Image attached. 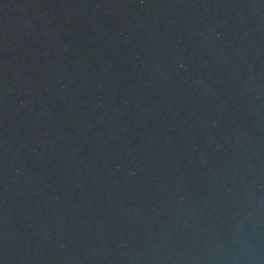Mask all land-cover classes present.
<instances>
[{"label": "water", "instance_id": "obj_1", "mask_svg": "<svg viewBox=\"0 0 264 264\" xmlns=\"http://www.w3.org/2000/svg\"><path fill=\"white\" fill-rule=\"evenodd\" d=\"M0 264H264V0H0Z\"/></svg>", "mask_w": 264, "mask_h": 264}]
</instances>
